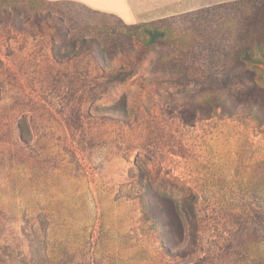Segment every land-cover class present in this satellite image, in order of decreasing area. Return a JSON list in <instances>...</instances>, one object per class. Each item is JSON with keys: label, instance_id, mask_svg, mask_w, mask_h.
<instances>
[{"label": "rangeland", "instance_id": "rangeland-1", "mask_svg": "<svg viewBox=\"0 0 264 264\" xmlns=\"http://www.w3.org/2000/svg\"><path fill=\"white\" fill-rule=\"evenodd\" d=\"M126 2L0 0V264H263L264 0Z\"/></svg>", "mask_w": 264, "mask_h": 264}, {"label": "trees", "instance_id": "trees-1", "mask_svg": "<svg viewBox=\"0 0 264 264\" xmlns=\"http://www.w3.org/2000/svg\"><path fill=\"white\" fill-rule=\"evenodd\" d=\"M159 35H160L159 32L153 33L151 38L148 41V44L153 45L155 42V39ZM256 46H257L258 52L260 53V57L264 59V47L260 46L259 43ZM238 56L246 60H251L253 57L250 54V52L247 50H241ZM228 97L229 95L227 96V99L230 100ZM219 101H220L219 97L216 96L214 98V102L219 103ZM221 101L223 100L221 99ZM256 118L260 119V117H257V116ZM192 225L197 226L198 225L197 221H194V224ZM160 226L164 227V233H163L162 239H160V244H161L162 249L168 254V256H174L175 259H182L183 257L187 256L188 252L191 249V245L189 243H186L184 245L183 243H185L184 241H186V236H190L191 238V235H185L183 232L180 231V229H182L183 227L182 223L180 222V219L176 217V219L161 220ZM176 229H178L179 232L176 233ZM194 244H196V242H194ZM194 246L198 247V244Z\"/></svg>", "mask_w": 264, "mask_h": 264}, {"label": "crops", "instance_id": "crops-1", "mask_svg": "<svg viewBox=\"0 0 264 264\" xmlns=\"http://www.w3.org/2000/svg\"><path fill=\"white\" fill-rule=\"evenodd\" d=\"M49 3H71L86 7L92 11L119 18L125 24H135L136 14L129 9L126 0H45Z\"/></svg>", "mask_w": 264, "mask_h": 264}]
</instances>
